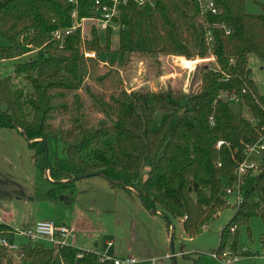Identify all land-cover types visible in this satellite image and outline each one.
Instances as JSON below:
<instances>
[{"label": "trees", "instance_id": "obj_1", "mask_svg": "<svg viewBox=\"0 0 264 264\" xmlns=\"http://www.w3.org/2000/svg\"><path fill=\"white\" fill-rule=\"evenodd\" d=\"M210 1L216 13L205 10L199 0H154V5L144 6L129 1L120 6L115 18L121 25L119 50L127 58L133 53H162L185 57L189 60L183 63L191 65L213 57L217 67L198 63L186 89L168 84L157 91L122 88L108 99L92 94L104 115L94 124L77 93L87 60L81 52L80 30L67 38L64 48L53 32L73 25L75 7L79 19L90 17L95 0H0V37L6 42L0 45L2 58L24 53L22 36H28L27 44L38 51L16 64L10 75L0 77L2 114L32 147L41 142L46 147L48 138L63 144L74 169L49 166L53 179L72 181L99 172L113 185L136 193L150 212L162 214L169 229L171 216L181 221L189 236L230 206L226 190L238 181L236 168L247 146L264 135V95L249 64L251 54L264 63V12L249 13L245 0ZM112 36L108 29L102 44L93 27L85 47L97 54L110 51ZM21 81L30 87L21 86ZM226 96L238 97L253 119L238 114ZM157 110L163 111L158 123ZM68 113L69 124L63 118L53 122L58 114ZM112 133L115 141L103 146L101 141ZM219 140L224 144L218 146ZM242 182L243 200L220 232L218 250L232 238L236 243L241 224L258 214L264 219V152L259 166ZM11 230L0 222V239L13 241ZM21 252L24 256L18 259L0 244V264H115L94 250L74 246L28 241Z\"/></svg>", "mask_w": 264, "mask_h": 264}, {"label": "rangeland", "instance_id": "obj_2", "mask_svg": "<svg viewBox=\"0 0 264 264\" xmlns=\"http://www.w3.org/2000/svg\"><path fill=\"white\" fill-rule=\"evenodd\" d=\"M246 9L252 14L264 12V0H245ZM90 21L86 30L91 37ZM102 44L105 32L100 31ZM24 53L13 58L0 55V77L10 75L16 64L38 55L28 45L29 37L20 38ZM6 42L0 37V45ZM119 35L112 36L110 51L97 54L95 60H85L81 67L80 95L84 108L92 123L103 118L93 96L109 98L122 88H146L157 91L165 85L187 88L198 63L205 61L217 67L213 57L186 65L185 57L159 53L150 55L133 53L128 58L119 50ZM104 45H102L103 47ZM194 61V60H190ZM252 77L259 92L264 95V63L256 55L249 56ZM21 86L30 85L21 81ZM74 92L67 99L73 101ZM232 108L247 119H253L243 102L230 101ZM0 104V222L11 227L27 229L38 220L54 219L56 222L69 221L76 230L75 246L94 250L110 258H135L133 264H227L213 254L220 244V232L236 211L233 207L223 208L201 232L189 236L184 233L181 221L171 216L172 226L166 224L160 213H152L142 204L136 193L129 192L108 179L92 175L68 181H57L48 173L49 166H58L73 171L67 159L63 144L48 138L45 143L32 147L20 130L11 126L4 118ZM163 111L157 110L158 123ZM70 115L58 114L53 122L64 119L70 123ZM114 133L101 141L102 145L115 141ZM262 156L253 155L256 162ZM147 170L141 174L146 177ZM250 176L248 183L254 178ZM235 236V232L233 237ZM264 219L255 215L248 224L238 228L236 243L228 241L224 248L236 254L233 264H264ZM23 242L28 239L22 237ZM44 245L52 246L43 241ZM236 247V248H235Z\"/></svg>", "mask_w": 264, "mask_h": 264}, {"label": "built area", "instance_id": "obj_3", "mask_svg": "<svg viewBox=\"0 0 264 264\" xmlns=\"http://www.w3.org/2000/svg\"><path fill=\"white\" fill-rule=\"evenodd\" d=\"M76 1V0H71ZM129 1H134L138 5L144 6L146 4L154 5V0H110V3H102L101 0H95V8L91 12L90 17H85L79 19L78 11L76 7L71 12V17L73 19V25L69 28H57L54 32V38L58 41L61 48L65 47L67 38L76 30H80V35L82 39V56L85 59H95L97 53L95 50L87 49L85 47V41L90 40L92 37V28L95 27L98 32H107L108 29L114 34H118L121 31V25L116 22L115 18H118L120 14V6L126 4ZM205 10L217 12L214 3L210 0H199ZM86 21L92 23L91 26V37L89 38V32L86 30ZM101 34V33H100ZM212 37H209V42ZM227 100L238 102L239 98L236 96H226ZM218 146L224 144V141L219 140ZM264 152V135L254 144L248 145L245 150L244 160L237 166V183L233 187H228L226 190L227 203L233 204L234 206H239L243 200L244 188L242 177L250 170L256 169L260 162H256L252 159L253 155L262 156ZM11 232L14 235L13 241H10L6 237L0 239V244L6 247L10 252L14 253L15 256L20 259L23 258L24 254L22 251L23 238L25 237L28 241L34 243H42L43 241L49 242L52 246H75L76 241V230L73 226L56 222L54 219H42L38 220L32 227L27 229H20L11 227ZM236 227L234 226L232 230L234 231ZM27 241V242H28ZM216 258L225 261L227 264H233L238 258L236 254H233L229 248H224L216 251L213 254ZM79 256H81L79 254ZM103 258L111 259L115 264H133L136 262L135 258H110L103 256Z\"/></svg>", "mask_w": 264, "mask_h": 264}, {"label": "crops", "instance_id": "obj_4", "mask_svg": "<svg viewBox=\"0 0 264 264\" xmlns=\"http://www.w3.org/2000/svg\"><path fill=\"white\" fill-rule=\"evenodd\" d=\"M60 223H64V224H68V225H71L72 226V224L71 223H69V221H62V222H60ZM76 236H77V234H76ZM77 238V237H76ZM82 249V248H81Z\"/></svg>", "mask_w": 264, "mask_h": 264}, {"label": "water", "instance_id": "obj_5", "mask_svg": "<svg viewBox=\"0 0 264 264\" xmlns=\"http://www.w3.org/2000/svg\"><path fill=\"white\" fill-rule=\"evenodd\" d=\"M94 175H99V176H102V177H104L101 173H99V172H97V173H95ZM78 178H80V177H75V179H78ZM105 178V177H104ZM141 200V199H140ZM142 201V200H141Z\"/></svg>", "mask_w": 264, "mask_h": 264}]
</instances>
